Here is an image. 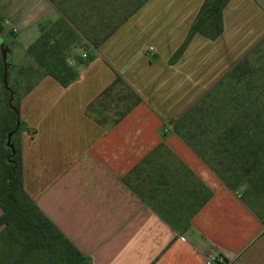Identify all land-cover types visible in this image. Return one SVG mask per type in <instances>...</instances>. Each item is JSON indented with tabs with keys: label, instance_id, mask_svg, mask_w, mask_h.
Returning a JSON list of instances; mask_svg holds the SVG:
<instances>
[{
	"label": "crops",
	"instance_id": "0c3cea01",
	"mask_svg": "<svg viewBox=\"0 0 264 264\" xmlns=\"http://www.w3.org/2000/svg\"><path fill=\"white\" fill-rule=\"evenodd\" d=\"M149 1L91 45L78 79L41 75L21 94L24 189L91 264H264V212L171 123L264 41V0H229L221 35L196 33L174 63L204 0H165L160 21L132 20ZM60 15L55 0H0L11 74L24 75L29 45ZM117 75L141 97L118 121L120 88L96 101ZM187 93L203 95L186 107Z\"/></svg>",
	"mask_w": 264,
	"mask_h": 264
},
{
	"label": "trees",
	"instance_id": "16d2710c",
	"mask_svg": "<svg viewBox=\"0 0 264 264\" xmlns=\"http://www.w3.org/2000/svg\"><path fill=\"white\" fill-rule=\"evenodd\" d=\"M55 1L62 15L42 26L41 34L29 45L27 53L39 65L42 75H51L63 86H67L79 78V68L93 58L89 50L91 45L98 46L105 41L147 0L136 2L134 7L111 27H106L101 18L98 22L102 24L99 31L104 29L102 34L94 32L96 28L90 25V20L92 22L94 17L99 18L104 14L105 8L99 6V0L96 6L83 10L79 9L80 4L76 8L72 0ZM228 1H203L184 41L169 59L170 63L180 58L196 33L212 40L221 35L224 29L223 9ZM4 30L0 19V264H91L24 189L20 143L23 124L20 118L21 95L18 96L17 90L9 82V64V85L7 87L4 84ZM83 36L90 41L89 44H82ZM83 52L86 56L82 55ZM238 67L239 64L181 117L171 121L174 131L232 190L237 180L233 182L226 173H233L239 166L243 174L248 175L261 164L264 157V79L255 82L252 77H248L249 80L238 87L234 80H226ZM227 86L230 93L237 92V96L231 95L232 100L220 106L210 107V103L206 104L211 95L218 94L219 89ZM117 88L121 91L117 100L122 102V108L116 121L141 101V97L119 75L96 101L100 102L103 98L111 96ZM93 105L94 102L88 108ZM201 105H207L205 114L195 118L194 114ZM253 138L257 142L254 146L249 145L238 150L237 146H240L241 142L252 141ZM261 187H264L263 184ZM210 195L211 191L203 186L201 204H204ZM247 204L250 206L248 202ZM256 212L260 216L263 214Z\"/></svg>",
	"mask_w": 264,
	"mask_h": 264
},
{
	"label": "rangeland",
	"instance_id": "374dc122",
	"mask_svg": "<svg viewBox=\"0 0 264 264\" xmlns=\"http://www.w3.org/2000/svg\"><path fill=\"white\" fill-rule=\"evenodd\" d=\"M139 0H99V6L105 8V11L103 12L104 16L101 15V17H94L90 25L94 26L96 28L94 32H98L102 34L104 29L99 31V28L102 27V24L99 22L101 21V18H103V22L106 27H111L114 24H116L123 16L124 14L134 7L136 2ZM165 0H150L147 5L144 7V10L140 12V14L137 15L135 19L140 18L141 21H148V22H156L160 21L161 19V6L164 3ZM169 0H166V3H168ZM72 2H75V6L77 8V5L81 6L79 8L80 10L91 8V6L97 4V0H72ZM148 6V7H147ZM151 8V9H149ZM78 9V10H79ZM157 10V11H156ZM131 17L129 18V20ZM99 21V22H98ZM93 30V29H92ZM11 33V31H9ZM104 33V32H103ZM188 33V32H187ZM15 33L12 32V35ZM82 44L86 43L89 44L90 42L87 38L84 36L81 37ZM15 53L18 55H23L21 47L18 45L14 46ZM152 50V49H149ZM83 51V50H81ZM86 56V55H85ZM243 59L239 67L229 76L226 78L228 81L229 79L234 80V82L240 87L243 85L244 82L248 81V77H252L255 82L261 81L264 79V41L257 45L255 49ZM33 58V57H32ZM10 73L9 82L10 84L17 90L18 96L21 95L28 87L33 83L36 79H38L42 75V71L39 67V65L35 62L33 59V63L26 68L25 73L23 76L15 75V71ZM232 84V83H231ZM9 85V84H8ZM203 94L202 93H187L186 94V101L185 106L189 107L192 103L197 101ZM231 95L234 97L237 96V92L231 94L229 86L227 88L222 87L219 89L218 94L211 95L206 104L210 103V107L213 106H220L223 103H226L231 99ZM233 98V97H232ZM205 105V104H204ZM199 106L197 113L194 114L195 118L202 115V113L205 114V107L207 106ZM239 111V110H236ZM195 123V121H194ZM252 131V130H251ZM256 131V130H255ZM254 132V131H253ZM251 132V133H253ZM257 136H255L256 138ZM257 142L253 138L252 141H246L241 142L240 146H237L239 148L238 150H242L241 148H246L247 146H254ZM235 156V155H234ZM226 176L233 182L236 180V186L234 190L238 192V194L243 196L245 201H247L250 204V207L258 212H264V187H261L262 184L264 186V157L262 158L261 164L250 174L245 175L241 171V168L237 166V169L233 171V173H226Z\"/></svg>",
	"mask_w": 264,
	"mask_h": 264
},
{
	"label": "water",
	"instance_id": "95a60500",
	"mask_svg": "<svg viewBox=\"0 0 264 264\" xmlns=\"http://www.w3.org/2000/svg\"><path fill=\"white\" fill-rule=\"evenodd\" d=\"M6 55H7V53H6V49L4 48V50H3V59H4V61H5V66H6V72H5V74H4V84H5V86L8 87V80H7L8 63H7V61H6Z\"/></svg>",
	"mask_w": 264,
	"mask_h": 264
}]
</instances>
